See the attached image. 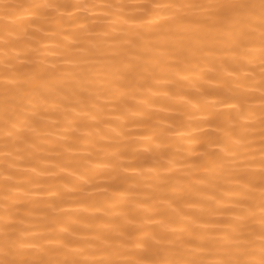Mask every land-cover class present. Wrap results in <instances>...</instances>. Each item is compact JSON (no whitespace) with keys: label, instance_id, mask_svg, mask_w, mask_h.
<instances>
[{"label":"snow or ice","instance_id":"1","mask_svg":"<svg viewBox=\"0 0 264 264\" xmlns=\"http://www.w3.org/2000/svg\"><path fill=\"white\" fill-rule=\"evenodd\" d=\"M95 6L0 0V128L4 133L6 160L13 151L17 159L23 160L27 153L40 160L39 153L43 151L44 145L50 137L56 135L54 131L43 132L45 128L64 125L72 134L78 133L81 128H91L92 131L85 133V136L95 134L100 139H107L108 134L99 126L104 123L101 116L104 105L101 101L105 97L111 96L119 101L121 111L117 120L123 119L127 123L131 117L132 123H143L144 117L151 119L153 101L149 98L136 100V93L130 83H121L134 73L142 75L138 69L145 62V57L172 70V79L178 84H184L190 76L181 73L190 72L191 69L185 65L196 59L195 55L189 57L188 49L202 56L205 52L212 55L221 50V43L225 45L224 51L229 50L228 44L233 49L240 44L254 45L257 33L259 89L261 110L264 112V0H156L153 3L118 6L109 4L104 7L135 9L138 14L122 17L123 24L127 26L124 35H106L107 43L98 41L88 48H80V51L87 54L85 58L61 57L59 63H48L47 58H28L35 52L31 47L17 51L21 47L20 34L31 32L34 37L36 33L50 29L52 31L45 34L54 35L55 30L65 24L77 25L80 29L87 26L77 24L81 17L74 16L73 12L62 13L59 10L87 11ZM25 11L27 16L22 15ZM151 16L166 26L157 30L169 39L152 44L151 33L144 31L146 27H154L145 20V17ZM82 19L87 21L89 18L84 16ZM154 50L156 55H152ZM242 55L249 60L255 58L253 50L245 51ZM21 56L25 59H21ZM240 65L244 66V60H240ZM228 68H232V71L228 72ZM239 70L227 64V67L219 70L226 72V77L217 75L207 80L208 85L212 84V80H221L219 86L201 84L196 87L194 84V95H181L177 91L172 93V98L179 97L196 110L205 112L207 115L200 123L216 125L214 131L220 133L231 119V110L237 105L243 106L251 90L246 84L248 76L236 79ZM201 77H209V73L201 72ZM199 83L196 81V84ZM225 88L234 94L225 96ZM229 99L237 104L228 106L227 113L217 110L216 105L227 106ZM53 117L56 119L53 120ZM137 117L142 119L137 120ZM145 127L148 125L145 124ZM110 131L117 136L122 134L115 128ZM197 131L203 137L197 141V146L204 151L195 153L198 160L194 163L178 164L169 154L171 144L167 138L153 131L143 139V142L149 144L143 151L150 154V160L144 159L137 165L130 164L123 169L127 172L131 168L141 180L120 191L119 197L131 200L142 193L144 198L137 201V208L150 214L138 218L127 212L117 213L124 218L123 223L104 224L95 229L90 237L79 236L78 233L83 229L73 225L58 227L63 221L53 215L49 227L53 234L39 238L44 244L25 243L13 226L6 223L0 229V264H264V116L261 118L259 133L261 156L258 212L256 206L250 203L252 193L244 195L230 209L220 207V201L212 196L209 199L216 206L201 209V215L193 216L185 211L186 208L197 207L196 202H188L184 195L183 185L186 180H190L191 169L213 173L221 157L210 148L223 144L228 135L225 133V136L217 135L213 138L211 134H205L203 129ZM230 131L235 134L234 130ZM68 138L65 133L58 141L59 149L55 152L57 157L64 152H71L75 147V144L65 146ZM83 138L80 135L72 136L76 141ZM128 138L131 139L130 136ZM238 146L239 141L227 146L232 156L237 154L235 148ZM223 151L219 149V152ZM112 155L119 157L122 153L117 151ZM140 155L133 149L134 160ZM145 164L150 166L145 168ZM12 166L9 165L6 171ZM56 167L65 170L62 164ZM31 172L35 173L36 168H31ZM39 174L55 175L51 172ZM71 175L75 176L76 173ZM77 178L89 184L83 176ZM11 179V175L4 177L5 183ZM111 179L123 182L128 178L113 176ZM234 180L243 188L253 183L246 171L237 173ZM23 183L32 184L34 180L25 175ZM202 183L203 179L196 180L194 184L190 181V186ZM20 187V184H15L12 189L19 190ZM94 191L107 192L108 189L96 188ZM49 195L55 197L60 194L50 191ZM8 199L9 196H5L6 213L10 211ZM48 207L53 208L55 213L53 205ZM225 211L236 212L237 215L227 221H212L211 226L209 222L200 223L204 213L213 216ZM74 224L78 225L80 221ZM88 227L85 225V228ZM256 244L259 245L258 250ZM80 245L84 247H77ZM85 252H90V258H79ZM205 254L214 258H202ZM61 256L64 258L61 259Z\"/></svg>","mask_w":264,"mask_h":264},{"label":"bare ground","instance_id":"2","mask_svg":"<svg viewBox=\"0 0 264 264\" xmlns=\"http://www.w3.org/2000/svg\"><path fill=\"white\" fill-rule=\"evenodd\" d=\"M16 2V0H12ZM28 2L41 3H70L78 5H96L89 8L87 11L83 9H61L62 13L73 12L74 16H79L81 19L77 24H86L84 29H80L77 25L65 24L62 28L56 29L54 35H46L52 30L45 29L44 32L36 33L33 37L32 33L20 34L21 47L17 51H23L27 47L35 49V52L30 54L31 59L47 58L48 63H59L61 57L65 58H85L86 53L80 51V48H88L91 44L98 41L107 43L105 36L124 35L127 26L123 24L122 17L136 15L137 10L130 8L113 7L111 9L104 7L105 5H126L133 3H153L156 0H28ZM22 15L27 16L25 11ZM87 16V21L82 18ZM146 23L154 27L144 29L145 32L151 33L152 44L162 43L169 39L163 32L158 31L159 28L166 27L159 23L155 16L145 17ZM66 38V39H65ZM71 46V47H70ZM225 45L221 43L220 51H216L212 55L207 52L202 56L200 53H193L188 49V55L191 58L193 55L196 59L191 61V64H186L185 67L191 69L190 72L181 73V75H189L190 79L184 84H178L172 79L174 72L162 64H158L150 57H145V62L138 69V73H134L127 80L122 81L123 84L131 85L135 91L136 100L149 98L153 101L150 110L151 119L147 116L143 118V123H132V118L129 117V122L123 119L117 120L116 117L120 114L119 101L113 97H105L101 103L104 105V110L101 113L103 124L99 126L104 128L108 134L107 139L93 134L85 136L84 134L92 131L91 128H81L78 133L72 134L64 125L60 127L42 131H54L55 136L48 139L44 145L43 151L39 153L40 160L25 153L24 159H17L16 153L5 159L4 148V133L0 128V229L7 223L13 226L20 238L28 244L40 243L44 241L39 239L41 236H49L53 233L49 231L50 221L53 215L59 217L63 224L58 227L73 225L83 229L78 233L81 237H90L93 231L104 224H121L124 222L122 216L116 215L120 212H127L131 215L144 217L150 213L144 209L137 208V201L142 200L143 194L135 196L131 200H122L118 193L126 190L132 185L137 184L141 180L136 176L131 168L124 172V168L128 165H137L144 159L150 160V154L144 153V149L149 147L148 143L143 142V139L150 132H155L157 135H162L167 138L171 144L170 155L177 161L178 164H192L198 160L195 153L204 151L203 148L197 146V141L202 139L201 133L197 129L205 130V134L215 136H225V142L218 146H213L210 150H215L221 157L218 160V166L211 174L191 169L190 180H186L184 187L185 199L188 202H196L197 207L185 209V211L193 216L201 215V209H209L215 207L214 201L209 198L215 196L219 201V206L224 209L234 207L238 200L244 195L252 193L250 203L256 206L258 212L259 204V179H260V128L261 118L264 112L261 110L260 99V56H259V34L256 36L254 45L240 44L236 49L228 44V51H224ZM253 50L255 58L249 60L242 54L245 51ZM154 50L152 55H156ZM204 57H207L206 59ZM92 59V57H87ZM21 59H25L21 56ZM240 60H244V66L240 65ZM227 62V63H225ZM227 64L238 67L240 70L237 73L236 79L248 76L246 84L250 87L248 97L243 103V106L237 105L231 110V119L226 122L224 129L220 133L214 131L216 125H208L200 123L206 117V113L196 110L191 105L186 104L179 97L172 98V93L179 91L181 95H194L195 88L201 84L205 86H219L221 80H212V84L208 85L207 80L211 76H227L226 72L219 70L227 67ZM66 67H71L66 65ZM216 71H212V69ZM232 68H228L231 72ZM201 72H208L209 77H201ZM194 77V79H192ZM199 81V84H196ZM235 87V85H233ZM168 93V95H164ZM234 94L224 89V95L230 96ZM213 99V98H210ZM135 102V101H130ZM237 104L236 101L228 100L227 106L216 105L217 110L228 112V106ZM53 120L56 117L52 118ZM137 120L142 118L137 117ZM105 124L107 127H105ZM145 124L148 127H145ZM115 128L117 132L122 133L117 136L110 129ZM230 130H234L232 134ZM65 133L68 135L67 144H75L71 152H64L63 155L57 157L55 152L59 149L58 141ZM73 135L84 136L80 141L72 139ZM131 137L129 139L128 137ZM239 141V146L235 148L236 155L232 156L228 149V145L232 142ZM208 147V146H206ZM133 149L137 150L141 155L137 160L133 158ZM219 149H224L219 152ZM11 151V149H8ZM119 151L121 156L115 157L112 153ZM57 164H62L65 170L56 167ZM9 165H13L8 171ZM145 168L149 164L143 165ZM35 167L36 172H31V168ZM246 171L252 179L253 183L248 188H243L242 185L235 183L234 177L237 173ZM41 172H51L55 175H40ZM76 173L75 176L71 173ZM179 173H176L178 175ZM12 176V179L5 183V176ZM25 175L32 177L34 183L24 184ZM83 176L89 184H85L77 177ZM120 176L128 179L112 180L111 177ZM203 179L204 183L194 184L196 180ZM20 184L19 190H13L12 186ZM107 188V192H96L94 189ZM83 189V191H80ZM75 190V191H74ZM58 192L59 196H50L49 192ZM88 193H93L89 196ZM5 196H9L7 206L9 212H5ZM55 207L49 208L48 205ZM96 209H99L97 212ZM170 211V210H169ZM204 219L200 223L212 221H227L234 219L236 212L225 211L217 213L213 216L203 214ZM159 219V217H153ZM79 220L80 224H74ZM85 225L89 226L85 228ZM211 226V223H210ZM91 229V230H89ZM35 238V239H34ZM77 247H84L83 245ZM255 247L259 248L256 244ZM90 258V252H85L79 258ZM61 259L64 256L60 257ZM72 258V257H69ZM138 258V257H137ZM199 258V257H198ZM202 258L213 259L214 257L205 254Z\"/></svg>","mask_w":264,"mask_h":264}]
</instances>
